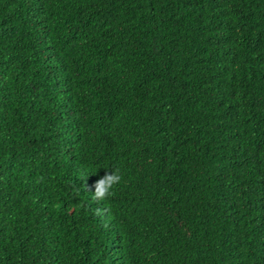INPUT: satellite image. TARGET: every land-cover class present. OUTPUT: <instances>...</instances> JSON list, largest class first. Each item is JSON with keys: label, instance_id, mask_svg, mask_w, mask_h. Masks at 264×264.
Listing matches in <instances>:
<instances>
[{"label": "trees", "instance_id": "16d2710c", "mask_svg": "<svg viewBox=\"0 0 264 264\" xmlns=\"http://www.w3.org/2000/svg\"><path fill=\"white\" fill-rule=\"evenodd\" d=\"M0 264H264V0H0Z\"/></svg>", "mask_w": 264, "mask_h": 264}, {"label": "clouds", "instance_id": "9594fccd", "mask_svg": "<svg viewBox=\"0 0 264 264\" xmlns=\"http://www.w3.org/2000/svg\"><path fill=\"white\" fill-rule=\"evenodd\" d=\"M86 177V176H85ZM83 177L82 180L85 178ZM122 176L119 169L112 170L110 173L106 172L103 177L95 181L93 187V201H104L113 194L115 186L120 184ZM105 210L97 208L95 210L96 215H102Z\"/></svg>", "mask_w": 264, "mask_h": 264}]
</instances>
